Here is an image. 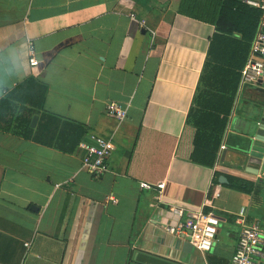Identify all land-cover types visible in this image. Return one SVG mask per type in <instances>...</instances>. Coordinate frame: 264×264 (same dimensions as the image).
<instances>
[{
  "label": "crops",
  "instance_id": "1",
  "mask_svg": "<svg viewBox=\"0 0 264 264\" xmlns=\"http://www.w3.org/2000/svg\"><path fill=\"white\" fill-rule=\"evenodd\" d=\"M217 5L0 0V264H128L135 250L177 264H229L239 210L264 229V168L251 174L219 163L223 147L249 148L264 86L240 85L245 41L209 53ZM244 13L240 23H250ZM232 15L225 25L240 38ZM260 17L259 10L250 46ZM216 70H234L237 86L213 160L203 162L191 113ZM109 102L127 108L125 120L106 113ZM43 114L84 132H67L65 143L50 134L45 143L25 137ZM89 136L114 144L101 174L82 168L78 145L57 147ZM230 178L253 186L234 189ZM173 206L219 218L211 250L164 230L177 220Z\"/></svg>",
  "mask_w": 264,
  "mask_h": 264
},
{
  "label": "built area",
  "instance_id": "2",
  "mask_svg": "<svg viewBox=\"0 0 264 264\" xmlns=\"http://www.w3.org/2000/svg\"><path fill=\"white\" fill-rule=\"evenodd\" d=\"M250 6L261 11L258 28L250 46L246 63L240 71V85L262 87L264 86V0H246ZM30 64L37 61L31 57ZM106 113L117 122L126 118L127 108L117 102H109ZM82 152V168L95 174L107 170V159L114 150L111 139L101 136H89L78 143ZM145 188L148 183H142ZM115 201L114 198H110ZM171 213L177 218L173 224H164V230L170 234L185 233L190 243L200 251H209L216 240L220 220L213 213L188 210L180 206H173ZM245 209L241 208L235 218L239 226L237 242L230 258L229 264H264V229L257 223L247 224ZM28 246V243H24Z\"/></svg>",
  "mask_w": 264,
  "mask_h": 264
},
{
  "label": "trees",
  "instance_id": "3",
  "mask_svg": "<svg viewBox=\"0 0 264 264\" xmlns=\"http://www.w3.org/2000/svg\"><path fill=\"white\" fill-rule=\"evenodd\" d=\"M243 9H246V13L244 14L250 17V23H247V21H242L243 24L240 23L241 19L238 14H242ZM232 14H236L232 19L235 21L233 22L234 28H236L235 31L240 33V38L229 32L232 27L225 25L226 20L224 18L226 16L232 17ZM258 15L259 10L250 7L246 3V0H218L216 17L213 20L215 31L211 38L209 53L216 49L217 45L223 48L225 45L228 47L230 44H235V42L240 39L246 42L244 46L249 49L254 27L253 21H257ZM214 77L215 80L211 81L205 90L208 96H204L206 97L205 99L203 96H199L197 103L200 107L191 113L195 120L190 132L192 138L200 144V152L197 155L199 156L198 160L203 162L211 159L213 160L212 148L215 146L214 151H217L218 142L225 125L224 117L230 111L237 86L236 72H234V70H216ZM220 114H223L222 118L219 116ZM73 130H79L81 134L84 132L82 126L78 124H74L51 114H43L41 122L37 126V131L35 132L33 129L27 127L23 135L36 142L45 143L42 137L46 134H50V137L58 136L59 141L65 143L67 141L66 135L68 136L67 132ZM77 142L75 145L71 144L70 148L64 145H57V147L63 151H73V148L79 143ZM208 145L210 149H208ZM216 181L215 179V182ZM229 186L240 191H250L253 185L250 182L238 178H230Z\"/></svg>",
  "mask_w": 264,
  "mask_h": 264
},
{
  "label": "water",
  "instance_id": "4",
  "mask_svg": "<svg viewBox=\"0 0 264 264\" xmlns=\"http://www.w3.org/2000/svg\"><path fill=\"white\" fill-rule=\"evenodd\" d=\"M264 96V89H259ZM35 119V118H34ZM252 128L255 133L254 138L248 149L225 146L219 154V163L229 167L245 170L251 174H258L264 168V97L256 110V116L252 121ZM254 141L261 142L258 147ZM220 181H226L220 177ZM128 264H177L176 262L153 256L149 253L135 250Z\"/></svg>",
  "mask_w": 264,
  "mask_h": 264
}]
</instances>
